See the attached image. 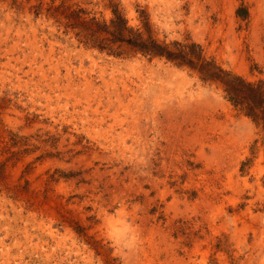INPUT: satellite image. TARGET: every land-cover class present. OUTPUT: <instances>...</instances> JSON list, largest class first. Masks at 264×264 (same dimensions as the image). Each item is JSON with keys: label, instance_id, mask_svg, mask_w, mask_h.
Here are the masks:
<instances>
[{"label": "rangeland", "instance_id": "rangeland-1", "mask_svg": "<svg viewBox=\"0 0 264 264\" xmlns=\"http://www.w3.org/2000/svg\"><path fill=\"white\" fill-rule=\"evenodd\" d=\"M114 10L264 92V0H0V264H264V101L99 48Z\"/></svg>", "mask_w": 264, "mask_h": 264}, {"label": "trees", "instance_id": "trees-1", "mask_svg": "<svg viewBox=\"0 0 264 264\" xmlns=\"http://www.w3.org/2000/svg\"><path fill=\"white\" fill-rule=\"evenodd\" d=\"M114 17L109 23L94 21H82L80 26L84 29L85 36L89 37L99 48H108L111 51L123 52L125 48L139 51L150 56H164L178 64H187L197 68L203 79L219 81L224 86V90L230 100L236 104L245 106L249 113L255 114L262 107L264 92L259 87H252L250 83L233 75L231 72L216 66L214 62L204 61L197 44H182L173 42L172 44L159 43L152 37H144L138 29L129 26L127 20L116 10ZM117 53V52H116ZM263 122H264V118Z\"/></svg>", "mask_w": 264, "mask_h": 264}]
</instances>
